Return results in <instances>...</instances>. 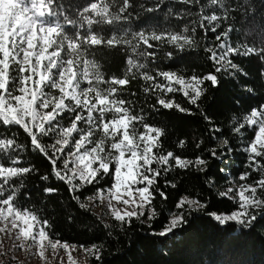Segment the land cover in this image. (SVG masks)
Returning <instances> with one entry per match:
<instances>
[{"label":"snow or ice","instance_id":"obj_1","mask_svg":"<svg viewBox=\"0 0 264 264\" xmlns=\"http://www.w3.org/2000/svg\"><path fill=\"white\" fill-rule=\"evenodd\" d=\"M181 2L199 3V0ZM115 3L116 0H90L78 9L76 18H71L60 0H0V124L23 129L30 137L33 150L49 161L51 174L68 186L69 193H79L86 185H94L104 176H111L110 187L97 188L96 195L86 199L89 202L95 199L106 202L109 214L121 225H130L136 219L151 227V222L158 218L153 205L155 194L158 192L162 199H167L166 194L156 187L157 178L172 168L186 170L196 166L199 171H205L207 161L199 156L192 160L172 151L166 154L154 151L162 147L161 137L165 135V130L146 123L143 115L134 114L126 106L131 102L121 98L120 92L123 86L130 83V78H136L133 69L139 71L147 68L146 62H139L141 58L145 61L155 59V51L146 50L156 47L150 41L167 42L180 51L194 50L197 46L196 28L185 26L176 33L152 31L146 34L140 31L131 33L132 39L126 38L127 31L121 36L105 37L103 25H112L128 18L122 14L131 7L130 0H122L118 10H113ZM211 3L223 8L224 18L227 19L228 8L224 0H211ZM220 18L215 13L210 16L201 14L199 21L193 23L205 28L204 21L211 24ZM67 26L74 27L75 31L69 32ZM211 31L215 32L216 28L213 27ZM230 31L231 27L218 34L215 39L220 43L214 47L204 48L208 53L207 58L213 63V72L188 77L173 71L156 70L155 75L147 71L141 73L143 80L153 82L143 88L145 93L165 94L157 95L156 104L151 107L156 109V105H159L164 109L175 108L191 114L189 108L182 107L175 97L167 98L166 94L181 92L189 104L198 107L197 102L207 91L203 87L205 81L218 87V74L229 70L243 73L230 54L256 55L264 62V46L244 44L233 47L227 39ZM133 40L137 42L133 44ZM122 44L131 47L135 58L128 57L127 69L122 76L105 78L97 50ZM141 44L145 46L143 49ZM166 55L171 58L173 53ZM261 75L264 76V70ZM157 77H163L167 83L156 82ZM247 90L253 91L252 88ZM65 115L68 118L66 125L60 122ZM205 119L210 118L205 115ZM137 124L142 125L143 131L137 130ZM246 128L253 130V136L245 148L248 167L259 172L261 178L251 184L230 186L219 193L237 205L231 212L207 213L220 225L234 222L250 228L264 213V104L251 108L232 130L239 134ZM50 134H54L53 141L46 143L44 138ZM185 143L180 140L178 146L184 147ZM228 145L226 138L221 140L222 148ZM16 148H23V145H19L14 138H0V153L7 155L9 150L15 151ZM211 155L216 156L217 150L213 149ZM7 159L8 166L0 160V236L13 241L11 247L21 250L34 247L45 264L48 262V249L52 250L54 257L58 249H63L67 253L68 264H78L72 255L77 247L85 255L99 261L102 246H76L54 239L49 231V221L42 219L34 209L19 203L17 196L23 182L17 185L13 180L36 169L11 166L19 163L18 157L7 155ZM154 164L158 167H153ZM250 175V172L241 173L239 180L246 181ZM41 179L47 181L49 176L43 175ZM167 183L176 186L170 181ZM58 191L55 187L44 189L46 194ZM72 198L80 199L78 195ZM117 205H123V208ZM79 207L87 211L90 204L81 202ZM175 208L178 211L170 213L156 235L164 237L181 228L187 223L188 215L207 208V204L182 196ZM3 245L4 239H0V255L7 254L2 250Z\"/></svg>","mask_w":264,"mask_h":264},{"label":"trees","instance_id":"obj_2","mask_svg":"<svg viewBox=\"0 0 264 264\" xmlns=\"http://www.w3.org/2000/svg\"><path fill=\"white\" fill-rule=\"evenodd\" d=\"M89 2L60 0L71 18H76L78 9ZM224 3L228 8L227 19L224 18V9L212 4L211 0H199V3L130 0L131 7L122 14L128 17L126 20L103 25L105 37L121 36L127 31V39H132L131 33L140 31L146 34L152 31L176 33L181 32L185 26L196 28L197 46L194 50L180 51L167 42L150 41L156 47L146 50L155 51V59L148 58L145 61L141 58L139 62H146L147 68L139 71L133 69L136 78H130V83L123 86L120 92L121 98L131 102L126 106L134 114L143 115L146 123L165 130V135L161 137L162 147L154 151L164 154L172 151L182 158L192 160L199 156L207 161L205 171H199L196 166L186 170L172 168L157 178L156 187L166 194L167 199H162L158 192L155 194L153 205L158 218L151 222V227L136 219L130 225H121L110 216L108 222L104 223L90 208L87 211L80 208L79 204L85 203L86 197L95 195L97 188L110 187L111 176H104L94 185H86L79 193H69L68 186L51 174L49 161L33 150L30 137L23 129L0 124V138H14L19 145H23V148H16L15 151L9 150L7 155L18 157L19 160V163L11 166L36 169L13 180L17 185L23 182L17 196L19 203L34 209L42 219L49 221V231L54 239L76 246H102L101 259L97 261L87 255V264H264V213L258 216L250 228L234 222L220 225L207 214L213 211L231 212L237 207L231 199L219 195L232 182L251 184L261 178L259 172L248 167V154L244 150L253 136V130L246 128L237 134L232 129L251 108L264 104V76L261 75L264 62L256 55L230 54V58L243 69V73L229 70L218 74V87L205 81L203 87L207 91L197 102L198 107L189 104L181 92L166 94L167 98L175 97L182 107L189 108L191 114L179 112L175 108L164 109L159 105H156L158 110L153 109L151 105L156 104V96L165 94L145 93L143 88L153 82L143 80L140 75L145 71L155 75L156 70L173 71L185 77L213 72V63L207 58L208 53L204 48L220 43L215 37L228 31L229 27L232 31L227 39L233 47L244 44L264 46V0H224ZM121 4L122 0H116L113 10H118ZM213 13L221 18L211 24L204 21L205 28H200L199 23H193L199 21L201 14L210 16ZM213 27L216 28L215 32L211 31ZM67 30L73 32L75 28L67 26ZM136 42L133 40V44ZM144 47L141 44V48ZM168 52L173 53L171 58L167 57ZM130 56L135 58L131 47L123 44L97 50L105 78L111 75L122 76ZM156 82L167 83L163 77H157ZM248 88L253 91L249 92ZM205 115L210 119L206 120ZM60 122L66 125L67 115ZM136 127L138 131H143L142 125L137 124ZM53 135L45 137L44 141L51 143ZM224 138L229 141L226 148L220 146ZM180 140L186 142L184 147L178 146ZM213 149L217 150L216 156L211 155ZM7 155L0 153V160L6 166L9 165ZM153 167L158 166L154 164ZM244 172H250L251 175L246 181H240L239 176ZM43 175H48L49 179L42 180ZM169 181L176 186L172 187L167 183ZM46 187H55L59 191L46 194ZM73 195H78L80 199L74 200ZM182 196L199 199L207 204V208L192 212L187 216L185 225L167 236L156 235L167 222L170 213L178 211L175 205Z\"/></svg>","mask_w":264,"mask_h":264},{"label":"rangeland","instance_id":"obj_3","mask_svg":"<svg viewBox=\"0 0 264 264\" xmlns=\"http://www.w3.org/2000/svg\"><path fill=\"white\" fill-rule=\"evenodd\" d=\"M235 185L238 184L233 182L230 184V186ZM85 203L90 204L89 208L93 211L95 215L100 217L104 223L108 222L109 216L112 217L109 214L106 202H101L99 199H95L91 202L86 200ZM117 207L123 208V205H117ZM0 239H4V245L2 250L7 253L6 255H0V264H45V262L41 260L39 255L36 254V249L34 247L31 250H21L18 247H11L13 241L9 240L7 237L0 236ZM10 248L11 250H9ZM46 255L48 257L47 264H61V260L63 261V264H68L67 253H65L63 249H58L57 255L55 257L52 254V250L48 249L46 251ZM72 255L76 259L78 264H87V255H85L83 251L80 250L78 247L76 251L72 252Z\"/></svg>","mask_w":264,"mask_h":264}]
</instances>
